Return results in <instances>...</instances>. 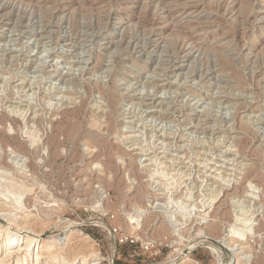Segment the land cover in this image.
<instances>
[{"label": "rangeland", "instance_id": "rangeland-1", "mask_svg": "<svg viewBox=\"0 0 264 264\" xmlns=\"http://www.w3.org/2000/svg\"><path fill=\"white\" fill-rule=\"evenodd\" d=\"M0 3V264H264V0Z\"/></svg>", "mask_w": 264, "mask_h": 264}, {"label": "bare ground", "instance_id": "bare-ground-1", "mask_svg": "<svg viewBox=\"0 0 264 264\" xmlns=\"http://www.w3.org/2000/svg\"><path fill=\"white\" fill-rule=\"evenodd\" d=\"M1 4V3H0ZM112 17H113V15H112ZM116 17V16H115ZM171 19V18H170ZM260 19V18H259ZM258 19V20H259ZM8 23V22H7ZM33 25H35V24H33ZM112 42V41H111ZM106 48V47H105ZM194 48V47H193ZM141 49V48H140ZM194 50V49H193ZM139 51V50H138ZM191 53V52H190ZM152 56V55H151ZM159 100V99H158ZM161 100V99H160ZM159 102V101H158ZM161 103V102H160ZM148 104V103H147ZM17 234V233H16ZM16 234H12V235H10V236H8L7 237V240H6V243H5V246H7V245H12V244H14L15 243V240H16ZM16 244H17V242H16ZM12 248V247H11ZM190 249V248H189ZM9 252V251H8ZM10 254V253H9Z\"/></svg>", "mask_w": 264, "mask_h": 264}]
</instances>
